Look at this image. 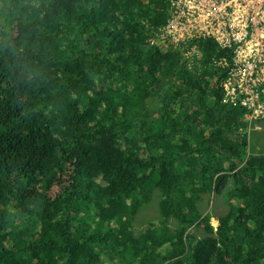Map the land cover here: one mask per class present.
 Wrapping results in <instances>:
<instances>
[{"label":"trees","instance_id":"16d2710c","mask_svg":"<svg viewBox=\"0 0 264 264\" xmlns=\"http://www.w3.org/2000/svg\"><path fill=\"white\" fill-rule=\"evenodd\" d=\"M168 8L0 0V264H264V153L211 66L228 52L200 40L189 69L152 44ZM226 186L215 233L201 202Z\"/></svg>","mask_w":264,"mask_h":264},{"label":"built area","instance_id":"2783aa9c","mask_svg":"<svg viewBox=\"0 0 264 264\" xmlns=\"http://www.w3.org/2000/svg\"><path fill=\"white\" fill-rule=\"evenodd\" d=\"M195 38L234 50L223 103H238L249 121L264 118V0H172L158 40L179 46Z\"/></svg>","mask_w":264,"mask_h":264},{"label":"rangeland","instance_id":"374dc122","mask_svg":"<svg viewBox=\"0 0 264 264\" xmlns=\"http://www.w3.org/2000/svg\"><path fill=\"white\" fill-rule=\"evenodd\" d=\"M151 105L153 102L150 103ZM240 132L245 131L251 137L250 154H262L264 153V124L258 125L257 123H251L248 127H242ZM241 135V134H240ZM229 187H220L217 192L211 196H204L202 199V207H204V215H212V225H218V219L229 212L228 204ZM150 222H154L157 226L159 220L157 219V207L155 200L153 199L144 209L141 210V214L137 215V219L134 222V232L139 234L147 231ZM173 223V222H172ZM196 236H199L196 229L192 230Z\"/></svg>","mask_w":264,"mask_h":264},{"label":"clouds","instance_id":"9594fccd","mask_svg":"<svg viewBox=\"0 0 264 264\" xmlns=\"http://www.w3.org/2000/svg\"><path fill=\"white\" fill-rule=\"evenodd\" d=\"M167 1H168L169 8H168L166 21L157 30L152 32L155 36L150 40V42L152 44L160 47L162 50H165V49L174 50L175 49V50L180 51L182 53V55H183L184 62H185L186 66L189 69H194V68H196L198 66L200 67L201 64H202V60H203V52H202L198 42L200 40L207 41L209 39L195 38V39L183 42L179 46H175L173 44L163 45L158 40L159 31L166 24L168 16H169V10H170V6H171V3H172V0H167ZM210 40H213V39H210ZM216 45L221 50H224V51L228 52V55H224V56H222L220 58H216L211 63L212 67H215V68L219 69V76L216 79H219V82L221 84H223V82L229 77V75H230L229 72H230V70L233 67L232 58H233L234 50L232 48H229V47L223 48V47H221L218 44H216ZM222 103H223V101H222ZM223 104H225V103H223ZM240 108H241V110L243 112V124L245 125L244 127H248V125L251 124V123H257L258 125L264 124V118H260V119L258 118L256 120L249 121L248 117L245 116V114H246L245 109L242 106H240ZM239 134H241L242 137H244V138H246L248 140V144H249L248 151H250V148H251V137L245 131H243V132L239 131ZM212 196H214V194ZM211 219H212V215H211ZM219 219H220V217H219ZM219 219H218V225L217 226H213L212 222L210 221L211 225L214 228V232L215 233L217 231V227L219 226ZM192 230H194V228H192L190 230V232ZM196 230L198 231V233H199L198 235L200 236L201 235L200 230L199 229H196ZM199 236H197V237H199Z\"/></svg>","mask_w":264,"mask_h":264},{"label":"bare ground","instance_id":"6f19581e","mask_svg":"<svg viewBox=\"0 0 264 264\" xmlns=\"http://www.w3.org/2000/svg\"><path fill=\"white\" fill-rule=\"evenodd\" d=\"M166 21V20H165Z\"/></svg>","mask_w":264,"mask_h":264}]
</instances>
